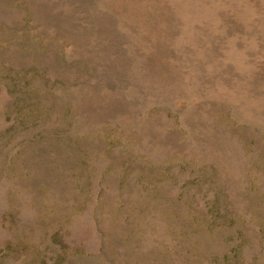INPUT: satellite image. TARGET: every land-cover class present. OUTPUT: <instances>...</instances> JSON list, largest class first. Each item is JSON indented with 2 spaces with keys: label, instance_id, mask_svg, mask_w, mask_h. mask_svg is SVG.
<instances>
[{
  "label": "rangeland",
  "instance_id": "374dc122",
  "mask_svg": "<svg viewBox=\"0 0 264 264\" xmlns=\"http://www.w3.org/2000/svg\"><path fill=\"white\" fill-rule=\"evenodd\" d=\"M0 264H264V0H0Z\"/></svg>",
  "mask_w": 264,
  "mask_h": 264
}]
</instances>
